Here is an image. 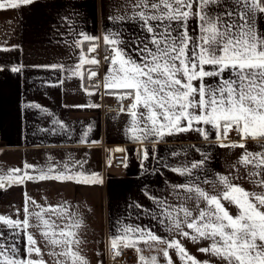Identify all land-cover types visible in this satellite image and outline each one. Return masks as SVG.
<instances>
[{"label": "snow or ice", "instance_id": "6c2138e0", "mask_svg": "<svg viewBox=\"0 0 264 264\" xmlns=\"http://www.w3.org/2000/svg\"><path fill=\"white\" fill-rule=\"evenodd\" d=\"M34 2L0 0V10L17 9ZM258 14L259 23L264 24V0H132L131 15L109 17L114 21L139 23L144 34L132 38L131 52L119 47L127 42L114 38L117 34L104 36L105 43L113 46L114 55L103 87L121 90V100L131 99L132 103L127 109L121 107V111H127L132 118L128 131L134 141L143 142L150 137L159 141L189 131H196L207 140L208 127L202 126H209L221 147L243 150L233 165L237 168L236 175H217L213 181L222 187L221 191L210 194L192 182L176 185L174 188L190 194L187 199L196 200L197 208L190 210L181 205L164 213L169 232L194 243L211 241L208 247L198 251L215 257L220 264H264V27H258ZM193 19L195 28H190ZM83 39L94 38L85 35ZM8 50L0 48V51ZM94 51L95 46L88 49ZM85 63L95 65L98 61L86 59L81 53L72 75H80L79 69ZM50 67L63 70L62 65ZM10 70L17 73L21 69L13 66ZM96 75L92 71L89 79ZM231 132L238 134V142L230 140ZM249 140L255 141L259 150L250 151ZM142 151L146 160L148 152ZM203 163L201 160L191 167L172 171L191 175L192 169ZM77 165L83 167L76 161L71 168ZM71 168L65 164L64 170L55 175L49 168L38 177L27 172L19 175L20 169H10L7 173L0 172V189L33 179L102 183L96 173L72 172ZM239 168L245 170L243 177ZM240 178L249 180L260 191H247L233 182ZM200 202L204 207H199ZM225 202L235 205L238 210L235 215ZM29 205L40 211H32ZM0 222V228L13 230L9 233L0 230V264H47L38 243L48 249L53 264H88L78 251L82 241L76 230L82 222L63 205L43 208L25 194L23 219L0 214ZM32 228L40 233L42 241L38 242L29 231ZM21 233L25 238L23 249L15 239ZM140 243L155 249L165 264H173L170 249L176 251L182 264H212L208 260L197 261L176 238L167 240L150 230L130 227L110 239L113 258L120 255L121 247L134 248L140 254L138 264H160L157 255L142 254Z\"/></svg>", "mask_w": 264, "mask_h": 264}, {"label": "crops", "instance_id": "0c3cea01", "mask_svg": "<svg viewBox=\"0 0 264 264\" xmlns=\"http://www.w3.org/2000/svg\"><path fill=\"white\" fill-rule=\"evenodd\" d=\"M131 2L35 0L31 5L0 10V48L9 49L0 51V67L4 69L0 71V172L20 169L19 175L27 172L38 177L42 171L52 168L51 174L55 175L64 170L65 164L71 168L79 161L83 167L77 165L71 168L72 172L96 173L102 180L100 184L91 185L54 179L12 184L0 189V214L22 220L25 194L43 208L63 205L68 212L76 213L82 222L76 230L82 241L78 251L88 264H118L107 261V248L110 239L120 235L125 227L150 230L167 240L176 238L197 261L220 264L215 257L198 251L208 247L211 241L194 243L176 232H169L164 213L181 205L190 210L197 208L196 200L187 199L190 194L174 188L176 185L192 182L210 194L221 191L222 187L214 185L213 181L217 175H236L237 168L233 165L243 150L221 147L216 142L215 132L202 125L208 127L207 140L198 132L189 131L165 136L159 141L156 137L134 141L128 131L132 118L127 111L104 110L102 104L103 100H121V90L103 87L111 63L103 66L98 87L85 80L91 64L85 63L79 69L80 75H72L71 70L80 63L81 53L90 59L86 50L92 44L100 41L105 47H113L104 41V36L110 33L117 34L114 38L126 41L119 47L131 52L132 38L144 34L139 23L109 18L131 15ZM257 19L258 27H264L259 23V14ZM195 24L193 19L190 28H195ZM85 35L94 39L84 40ZM51 65H62L63 70ZM13 66L21 70L14 73L10 70ZM234 134L230 140L238 142L239 136ZM120 144L125 147L126 162L116 166L111 163V153ZM138 145L147 150L146 160L144 155L136 157ZM247 147L253 152L259 150L255 141L249 140ZM201 160L204 163L192 169L191 175L172 171L173 168L191 167ZM25 164L31 167L25 169ZM239 172L243 177L245 170L239 168ZM205 180L208 183H204ZM233 182L247 191H260L245 178ZM161 201L163 204L159 203ZM225 204L233 215L237 213L235 205ZM29 207L32 211H40L38 207ZM199 207H204L203 202ZM0 230L13 231L6 227ZM29 231L36 235L38 242L42 241L35 228ZM15 239L23 249V234ZM38 246L42 248L47 264H53L44 244L38 243ZM138 247L145 257L157 255L160 264H165L155 249H149L143 243ZM169 254L173 264H182L174 249H170ZM33 256L35 258V254ZM127 264H138V260Z\"/></svg>", "mask_w": 264, "mask_h": 264}, {"label": "built area", "instance_id": "2783aa9c", "mask_svg": "<svg viewBox=\"0 0 264 264\" xmlns=\"http://www.w3.org/2000/svg\"><path fill=\"white\" fill-rule=\"evenodd\" d=\"M95 46L94 52H88V49ZM87 56L90 59H96L98 61V64L90 65L87 69V73L85 75V80L90 85H100L102 81V68L104 65L111 63V57L114 55L112 51V47H105L100 41L92 44L90 47L86 50ZM108 57V59H105ZM92 71H95L97 73L96 76L91 77L89 79V75ZM132 103L131 99H123L120 101H102V104L104 106V110L108 111H121V107L124 109H127V107ZM230 137H234V132H231L229 134ZM117 149H120L119 151ZM142 147L138 145L135 149V155L137 158H142L144 155V152L142 151ZM126 162V150L124 145L120 144L113 148L111 153V163L116 166H122ZM120 255L115 256L113 258L112 251L110 250V245L107 248V261H113L118 264H127L131 262H136L138 260V253L134 248H123L121 247L119 249Z\"/></svg>", "mask_w": 264, "mask_h": 264}]
</instances>
